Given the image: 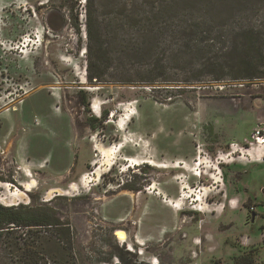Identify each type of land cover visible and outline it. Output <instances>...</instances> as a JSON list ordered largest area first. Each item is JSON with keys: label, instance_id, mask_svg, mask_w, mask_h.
<instances>
[{"label": "rangeland", "instance_id": "374dc122", "mask_svg": "<svg viewBox=\"0 0 264 264\" xmlns=\"http://www.w3.org/2000/svg\"><path fill=\"white\" fill-rule=\"evenodd\" d=\"M69 4L0 0V204L53 207L78 264H232L255 246L264 264V80L89 82Z\"/></svg>", "mask_w": 264, "mask_h": 264}, {"label": "trees", "instance_id": "16d2710c", "mask_svg": "<svg viewBox=\"0 0 264 264\" xmlns=\"http://www.w3.org/2000/svg\"><path fill=\"white\" fill-rule=\"evenodd\" d=\"M67 1L72 26L84 27L89 82L264 80V0H133L104 9L86 0L81 23ZM74 239L69 220L48 204H0V264H78ZM257 248L232 264H255Z\"/></svg>", "mask_w": 264, "mask_h": 264}, {"label": "bare ground", "instance_id": "6f19581e", "mask_svg": "<svg viewBox=\"0 0 264 264\" xmlns=\"http://www.w3.org/2000/svg\"><path fill=\"white\" fill-rule=\"evenodd\" d=\"M83 52H84V50L82 51V53H81V56H83ZM82 82L84 81V75L82 76ZM131 113V112H130ZM124 118H127L126 116L124 117ZM263 142H264V140H263ZM214 177V176H213ZM219 181V180H218ZM4 185H6V183H3ZM20 194V193H19ZM3 204H5V205H11V204H16V203H11V204H9V203H4L3 202ZM115 236L117 237V239L119 240V241H122V242H124L125 240H126V234H125V232L124 231H122L121 229H116V231H115Z\"/></svg>", "mask_w": 264, "mask_h": 264}, {"label": "built area", "instance_id": "2783aa9c", "mask_svg": "<svg viewBox=\"0 0 264 264\" xmlns=\"http://www.w3.org/2000/svg\"><path fill=\"white\" fill-rule=\"evenodd\" d=\"M254 139H255V142L258 140V139H261L262 137H264V128H259L255 131V134H254ZM154 263V262H153Z\"/></svg>", "mask_w": 264, "mask_h": 264}, {"label": "crops", "instance_id": "0c3cea01", "mask_svg": "<svg viewBox=\"0 0 264 264\" xmlns=\"http://www.w3.org/2000/svg\"><path fill=\"white\" fill-rule=\"evenodd\" d=\"M195 236H197V235H195ZM195 236H193L192 238H194ZM135 241L137 242V240H135ZM249 248H251V247H241L240 249L236 248V250H238V254L237 255H240V254L244 253V251L248 250ZM153 256H155V255H153ZM149 263H151V262L149 261Z\"/></svg>", "mask_w": 264, "mask_h": 264}, {"label": "water", "instance_id": "95a60500", "mask_svg": "<svg viewBox=\"0 0 264 264\" xmlns=\"http://www.w3.org/2000/svg\"><path fill=\"white\" fill-rule=\"evenodd\" d=\"M83 32H84V34H83V35L85 36V31H84V29H83Z\"/></svg>", "mask_w": 264, "mask_h": 264}, {"label": "flooded vegetation", "instance_id": "af4514ba", "mask_svg": "<svg viewBox=\"0 0 264 264\" xmlns=\"http://www.w3.org/2000/svg\"><path fill=\"white\" fill-rule=\"evenodd\" d=\"M251 209H253V207H251Z\"/></svg>", "mask_w": 264, "mask_h": 264}]
</instances>
